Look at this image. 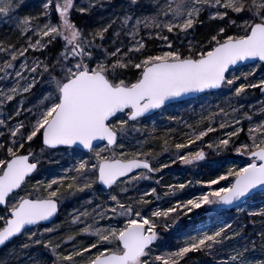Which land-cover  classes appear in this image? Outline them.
<instances>
[{
	"label": "snow or ice",
	"instance_id": "snow-or-ice-1",
	"mask_svg": "<svg viewBox=\"0 0 264 264\" xmlns=\"http://www.w3.org/2000/svg\"><path fill=\"white\" fill-rule=\"evenodd\" d=\"M25 3L0 0V23L12 26L23 41L19 47L0 41V248L12 245L0 264H47L37 262L38 253L31 251L41 247L52 264H184L194 253L215 258L237 238L242 243L216 264H264V230L255 233L257 247L244 236L245 225L237 230L221 221L222 214L217 223L184 234L174 249L157 254L165 234L197 210L212 215L234 206L246 211L251 224L255 218L264 224V203L242 207L257 193L264 195V103L258 108L231 103L246 99L248 89L264 94V78L236 86L241 77L226 75L238 64L264 62V0H40L34 12L21 15ZM108 10L107 22L89 23ZM74 13L89 19L77 24ZM205 18L215 27L199 35ZM146 38L160 41V50H150ZM58 44L60 50L52 56ZM255 71L253 67L243 79ZM223 89L230 93L226 102L231 111L202 106L194 124L184 122L187 142H179L169 127L161 147L174 156L172 164L195 165L206 160L205 151L184 150L223 131L206 147L217 155L234 151L246 156L243 166H230L207 181L166 185L163 197L156 188L127 202L113 194L119 185L121 193L139 191L140 181L170 166L160 163L151 146L157 139L155 123L147 133L139 125L184 97ZM167 119L177 121L176 116ZM245 121L247 140L237 143ZM37 141L39 151L33 149ZM125 142L131 150H124ZM53 152L73 163L20 195ZM194 183L206 184L208 190L179 199ZM85 193L88 199L69 213V224L79 226L78 231L59 240L47 238L59 230L46 225L64 202ZM148 197L166 199L169 206L149 208Z\"/></svg>",
	"mask_w": 264,
	"mask_h": 264
},
{
	"label": "trees",
	"instance_id": "trees-1",
	"mask_svg": "<svg viewBox=\"0 0 264 264\" xmlns=\"http://www.w3.org/2000/svg\"><path fill=\"white\" fill-rule=\"evenodd\" d=\"M109 15H110V10L99 12L97 15H95L94 17H92L89 20V23L94 24L96 22H107V17ZM88 19L89 18H87V17L80 16V14H78V13L73 14V20L77 24H82L85 20H88ZM6 26H8V25L7 24L1 25L0 37H3L4 41L8 39L9 42H11V41L13 42L14 39H16V45H17V47H19L20 41H21V39L19 38V34L17 32H15L14 30H12L11 27H6ZM214 27H215V25L213 24V22L208 21L205 18V24L198 29V34L199 35L207 34ZM170 39H172L177 44L180 43V41L176 40L175 37L170 36ZM146 42L148 44V48L150 50H152L153 52H157L158 44L161 43V42L156 41L155 39L147 40V38H146ZM185 43H186V41H185ZM59 50H60V45L58 44L54 48L51 49V55L55 56L59 52ZM36 55H41V54L36 53ZM41 58H43V57H41ZM257 65H259V67H256ZM253 67H255L257 71L253 77L252 76L248 77L249 82L253 83L259 74L262 75L261 78H264V66L261 64H253L251 66L242 67L240 69H236L235 71L233 70L234 71L233 73H238V72L242 73V75H241L242 80H240V81L241 82L244 81V83H246V81L243 79V76H244V74L247 73L248 69H252ZM233 73L230 72V73H228L227 76L230 78ZM258 81L259 80H257L255 83H257ZM223 91L224 90H219L216 93L206 94V95L218 96V95L222 94ZM235 100H236V98H233L231 100V103H234L233 101H235ZM226 103H228V102H226ZM261 103H264V97L259 96L258 89H248L247 90V98L240 100L238 104L254 105V106H256V108H258ZM238 104L236 106H238ZM237 108H239V107H237ZM256 108H254L253 111H255ZM247 110L248 109L245 108V111H247ZM259 118L260 117H257L256 119H259ZM183 128H184L183 126H178L176 129V132H175V137L179 138V142H185V137L183 136V132L186 130H184ZM243 129H244V131L241 134L240 140L237 143L245 142L247 140L248 123L246 121L243 123ZM165 132H166L165 128H162V129L157 130L154 133V135H156V137H157L156 140L151 141V146L154 150V153H160L159 150L162 149V147H161L162 140L160 138L163 137ZM174 142H175V140L172 143L174 144ZM39 148H40V143H39V141H37L33 145V149L38 151ZM124 150H128V149L125 148ZM203 150L209 152V150H207L206 148H203ZM209 156L210 155H208V157ZM206 158H207V156H206ZM229 160L240 161L239 163L235 164V166H243V164L246 163L248 159L246 156L237 155L234 151H228L227 153H222L220 155L215 154L213 156V161L210 164L209 163H207L206 165H205V163L198 164L200 162H198L195 165H183V164H181V166L184 167L185 169H183L182 171L180 170L179 172L175 170L177 167V164H176L174 166H170L168 168V170H166V173L165 172H159V173L154 174L152 179H150L151 182L149 183V186H150V188H156L157 192L161 195V197H163V193L167 190L165 187L166 185L177 184L174 181H171V178H173V177L175 178L177 173H180L181 175L185 176V179H187L188 181H193V182H195L197 180L207 181V179H209L210 177H214V175L225 171L229 167V165H228ZM170 171H174L175 175L174 174L172 175L170 173ZM157 180H160L159 184L156 183ZM184 183H186V182H184ZM194 185H195V183H194ZM122 186L123 185L116 186L114 188L113 192L116 189L121 188ZM196 190L197 189H195V187H193V186L187 187L181 193V195L178 198L179 199H187L193 193H195ZM124 198L125 199H123V200H125V202H127L128 201V192L125 194ZM149 199H151L153 201V203L158 204V205L163 206V207H165L166 205H169V202L166 199H161L160 201H156L155 197H149ZM261 203H264V195L256 194L253 201H249L248 205H243L242 207L247 209L249 206L255 207ZM217 211L218 212L216 214L209 215L206 213L205 210H197L195 213L191 214L190 218L189 217H183L180 221V227L179 228L175 229L172 232L165 234V241H164L163 245L160 247L157 254L162 253V252L169 250V249H174L177 245L178 240L183 239L184 234H186L188 232H192L194 234L197 229L204 228L206 225H212V224L217 223L218 222L217 221V215L218 214H222L220 217L221 221L226 220L228 222L233 223L234 226L237 227V230H239L238 229L239 225H245L244 233H243L244 236L248 237L249 239L255 240L257 247H259L260 239H259V237H257L255 235V233L264 230V224L260 223V218H255L257 222L255 225H253L249 222V218L247 217L246 211H244V212H240L238 210H231V211H227V212L220 211V210H217ZM63 213H64V209L61 207L59 210V213L57 214V216H56V218L52 224V225H57L59 228L58 231H56L55 233H53L49 236L53 240L62 239L65 235L70 234L71 231H75V230H71V228L68 230L67 225H66L67 219L63 216ZM0 214H3V209H1V208H0ZM83 242L87 243V241L85 239H83ZM18 243H19V241H13V244H18ZM240 243H242V242L238 238L236 240L230 241L229 243H227L224 246V249L221 250L220 255H217L215 258H213V256L205 255L203 253L189 254L187 259L184 261V264H216L217 260L226 258V253L229 250H231V248L234 245H238ZM11 247H12V245L10 244V245H8L7 248H2L0 250V257L5 256V254L8 252V250ZM66 248L70 249L71 245H67ZM42 261H44V260H42ZM47 264H52V263L50 261H48Z\"/></svg>",
	"mask_w": 264,
	"mask_h": 264
},
{
	"label": "rangeland",
	"instance_id": "rangeland-1",
	"mask_svg": "<svg viewBox=\"0 0 264 264\" xmlns=\"http://www.w3.org/2000/svg\"><path fill=\"white\" fill-rule=\"evenodd\" d=\"M39 3H40V0H26L25 6L20 10V14L24 15V14H27L28 12H34L37 9V7L39 6ZM1 25H2V23H0V28H1ZM6 27H11V29L14 30V28L10 25H8ZM0 41H4L3 37H0ZM5 41L9 42L8 39ZM156 41H158V40H156ZM158 42H160V41H158ZM12 43L16 44V39H14V41ZM22 43H23V41L21 40L20 46ZM160 45H161V43L158 44L157 51L160 50ZM17 67H18V65H17ZM238 69H240V68H238ZM234 71H231V72L233 73ZM250 71H251V69H248L247 73ZM256 71H255V73H256ZM255 73H253V75H251V76L253 77L255 75ZM233 75L241 77L242 73H239V72L233 73L231 75V77ZM261 76L262 75L259 74L253 83H255L257 80L261 79ZM240 80H242V78L236 81L237 86H239L240 83H244V81L241 82ZM248 82H249V80L246 81V83H248ZM223 90L224 91L222 92V94H220L218 96L202 95V96H199L195 99L188 100V101L182 102V103H176L170 107L165 108L164 110H160L154 116H152V118L144 121L141 125H139V127L144 129L145 133L150 132L152 130L153 123H155V128H156L155 132L159 129H162V128H165V130L167 131V129L169 127L176 130L178 126L184 127L185 121L189 124H194L199 119V114L202 111V106L204 108H208V106L211 105L212 110H216L215 105H221V106L225 107L226 110L231 111V109L228 107V103H226V97L230 93L228 92L227 89H223ZM38 95H39V90H37V97H38ZM37 97H33L32 102H35V99ZM233 102H234V103H232L233 106L239 107L240 104H238L236 102V100ZM237 104H238V106H236ZM11 110H12V106H10L7 109V111H11ZM206 114L207 113L205 112V115ZM169 116H176L177 121L168 120L167 117H169ZM19 119L23 120L24 116L23 115L20 116ZM217 127H218V125H217ZM183 129L186 130L185 128H183ZM137 135L140 139L144 138L143 136H139V134H137ZM221 136H223V131H219V133L218 132L212 133V134H210V137L204 138L203 143L197 141L196 144L189 145V148L185 149L184 151L191 150V151L195 152V151H198L200 149L206 148L207 150H209V152L205 151L207 158L205 161H201L198 164H202V163H205V165L207 163L210 164L213 161V156L216 153L213 152L211 149H208L206 147V145H207V143L216 141ZM3 139L4 138L0 137V142H3ZM135 142L136 141L133 140L131 143L135 144ZM185 142H187V137H185ZM98 147L102 148V147H104V144L100 145ZM125 148H127L128 150H131V145L128 142H125ZM117 151H120V149L117 148ZM159 151H160V153H159L160 154L159 155L160 163H168L170 166H174L177 164V167L175 170L178 172L180 170L182 171L183 169H185L184 167L181 166L182 163H180L178 160L174 164L171 163V160L174 159V156L171 155V152H164L163 149H160ZM172 151H174V148L172 149ZM104 154L108 155V153H104ZM208 155H210V156L208 157ZM93 162H95V161L93 160ZM239 162L240 161L229 160L228 165H229V167L234 166L235 164H237ZM72 163H73V161L70 158H68L67 156H62V154L59 152H53V153L46 155L43 158V163L40 167V170L38 172L34 173L32 175V177L27 181V183L23 186V191H20V195H24L26 192L32 191V188L36 184L37 180L43 181V180L51 179L57 173L62 172L63 168L69 167ZM157 166H159V164H157ZM168 168L162 169L161 172L166 173V170H168ZM170 173L173 175L174 171H170ZM173 178H171V181H174L175 183H184V182L188 181L187 179H185V176L181 175L180 173H177L176 177L174 179ZM150 182H151L150 180L140 181L139 186H138L139 191L129 190L128 191V198L132 197V198L138 199L139 196L142 195V193L144 191H150V189H151L149 186ZM193 187H195V189H197L196 192L193 193L196 195L200 194L201 191L208 190L206 184H195ZM122 188H123V186L121 188L116 189L113 192V194H117L118 196H120L121 199H125L124 197H125L126 193H121ZM88 196H89V194H87V193L80 194L78 197L69 199V200L64 202V204L62 206V208L64 209L63 216L67 219L66 225H67L68 230L71 228V230L78 231L79 226L74 228L69 224V221L71 219L69 213L72 212L74 207H78L82 200L88 199ZM157 205L158 204H155L152 201V204L147 206V207L152 208V207H156ZM168 206L169 205H166L165 207H168ZM212 215H214V214H212ZM53 222L50 225H48V227H58L57 225H52ZM50 235L51 234H49L47 238H51V237H49ZM84 239L87 241L86 238H84ZM31 251L34 253H38V255L35 258L37 262L44 260L47 262L50 261L52 263L53 258L51 257L50 253L46 252L42 247L32 249Z\"/></svg>",
	"mask_w": 264,
	"mask_h": 264
},
{
	"label": "water",
	"instance_id": "water-1",
	"mask_svg": "<svg viewBox=\"0 0 264 264\" xmlns=\"http://www.w3.org/2000/svg\"><path fill=\"white\" fill-rule=\"evenodd\" d=\"M254 63H259V64H261V65L264 66V62H260V61H248V62H244V63L238 64L237 66H234L232 69H230L229 72L233 71L234 69H237V68L243 67V66H249V65H252V64H254ZM229 72H228V73H229ZM228 73H227V74H228ZM227 74H226V75H227ZM217 91H218V90H210V91L207 92V93L193 94V95H191V96L184 97L183 100H182L181 102H178V103L186 102V101H188V100L195 99V98H197V97H199V96H202V95H204V94L215 93V92H217ZM258 93H259V96H264V94H262L259 90H258ZM175 104H176V103H175ZM158 111H159V110H158ZM158 111H157V112H158ZM102 144H104V143H103V142H98V146H100V145H102ZM32 175H33V174H32ZM257 194H259V193H257ZM242 206H243V205H242ZM0 208L3 209L2 206H0ZM235 209H236V208H235L234 206L231 207L230 209H224L223 207L219 208V210H221V211H230V210H235ZM56 216H57V215H56ZM56 216L52 219L51 222L47 223L46 226L50 225V224L55 220ZM1 249H2V248H0V250H1Z\"/></svg>",
	"mask_w": 264,
	"mask_h": 264
}]
</instances>
